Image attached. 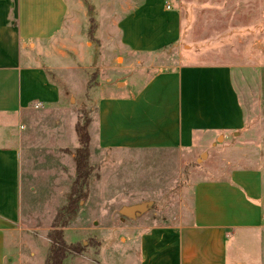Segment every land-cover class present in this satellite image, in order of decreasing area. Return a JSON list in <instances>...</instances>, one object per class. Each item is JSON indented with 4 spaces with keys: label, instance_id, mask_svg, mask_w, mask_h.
Listing matches in <instances>:
<instances>
[{
    "label": "crops",
    "instance_id": "0c3cea01",
    "mask_svg": "<svg viewBox=\"0 0 264 264\" xmlns=\"http://www.w3.org/2000/svg\"><path fill=\"white\" fill-rule=\"evenodd\" d=\"M72 1L0 0V264L38 259L32 247L29 257L24 254L20 228L21 130L34 110L51 112L61 103L51 74L62 59L58 41L71 32ZM124 1L123 15H111L109 32L104 31L106 41L119 51L112 58L116 70L145 64L180 38L179 15L167 0ZM99 28L93 38L100 43ZM66 42L71 46L73 39L67 36ZM119 58L122 63L117 65ZM87 60L93 65L95 57ZM232 70L221 64H183L158 67L141 84L135 75L107 79V88L98 82L89 145L95 151L206 153L230 137H240L247 120ZM109 88L117 93H104ZM15 127L16 133L11 132ZM263 183L260 167H235L224 177L196 182L190 186L189 215L175 223L130 226L133 247L125 258L115 251L112 264H228L229 234L263 225ZM81 254L63 264H94Z\"/></svg>",
    "mask_w": 264,
    "mask_h": 264
},
{
    "label": "rangeland",
    "instance_id": "374dc122",
    "mask_svg": "<svg viewBox=\"0 0 264 264\" xmlns=\"http://www.w3.org/2000/svg\"><path fill=\"white\" fill-rule=\"evenodd\" d=\"M167 1L179 15L178 44L132 70L113 68V55L119 51L104 37L110 16L120 18L126 1H72L71 32L58 41L62 59L55 63L59 69L51 74L61 90V103L51 112L34 110L21 130L20 228L26 244L24 254L29 257L32 247L35 259L38 255L30 264L42 259L44 263L50 244L47 233L58 209L66 203L74 178L71 153L78 147L75 125L93 121L98 82L107 88V79L135 75L137 83H142L158 67L231 66L247 126L240 137H230L206 153L95 151L89 145V164L94 169L88 196L80 202L76 218L63 230V239L78 245L81 255L94 264H112L115 251L125 258L123 254L133 247L130 226L175 223L189 215L190 186L196 182L224 177L235 167H260L264 171V0ZM91 20L94 27L99 24L100 43L93 35L88 37ZM67 36L73 39L71 46ZM89 56L95 57L93 65L87 64ZM121 63L119 58L117 65ZM104 91L117 93L112 88ZM16 131L17 127L11 130ZM261 202L264 216V183ZM142 203L151 205L137 220L119 214L123 206ZM227 263L264 264V220L256 231L229 234Z\"/></svg>",
    "mask_w": 264,
    "mask_h": 264
},
{
    "label": "trees",
    "instance_id": "16d2710c",
    "mask_svg": "<svg viewBox=\"0 0 264 264\" xmlns=\"http://www.w3.org/2000/svg\"><path fill=\"white\" fill-rule=\"evenodd\" d=\"M90 24L89 34L92 36L95 29L92 20ZM89 124L90 121L85 120L83 124L77 122L75 125L78 147L71 153L74 162V178L66 195V203L58 209L47 233V240L50 244L43 264H63L69 256L82 253L78 245L74 246L64 241L63 230L69 227L76 218L80 209V202L88 196L89 180L94 169L89 164Z\"/></svg>",
    "mask_w": 264,
    "mask_h": 264
},
{
    "label": "water",
    "instance_id": "95a60500",
    "mask_svg": "<svg viewBox=\"0 0 264 264\" xmlns=\"http://www.w3.org/2000/svg\"><path fill=\"white\" fill-rule=\"evenodd\" d=\"M150 203H142L130 207H122L119 211V214L124 218H131L134 219L136 217H139L141 214H143L149 207Z\"/></svg>",
    "mask_w": 264,
    "mask_h": 264
},
{
    "label": "built area",
    "instance_id": "2783aa9c",
    "mask_svg": "<svg viewBox=\"0 0 264 264\" xmlns=\"http://www.w3.org/2000/svg\"><path fill=\"white\" fill-rule=\"evenodd\" d=\"M167 9H169V7L167 6ZM40 108V105H35L34 106V109H39Z\"/></svg>",
    "mask_w": 264,
    "mask_h": 264
}]
</instances>
